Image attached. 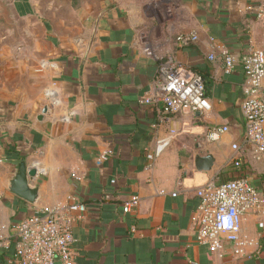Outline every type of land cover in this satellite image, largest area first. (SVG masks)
Returning a JSON list of instances; mask_svg holds the SVG:
<instances>
[{"label":"crops","instance_id":"0c3cea01","mask_svg":"<svg viewBox=\"0 0 264 264\" xmlns=\"http://www.w3.org/2000/svg\"><path fill=\"white\" fill-rule=\"evenodd\" d=\"M259 7L251 0L109 5L93 15L88 38L63 43L47 35L34 41L46 48L35 60L0 62L3 234L40 207H64L73 196L86 206L72 222L77 264H264V154L244 141V74L240 64L225 74L220 62L208 59L220 47L236 56L264 49ZM180 34L197 39L180 46ZM167 58L206 70L213 80L208 110L164 113L161 103H139ZM215 126L228 131L210 140ZM162 140L167 145L152 160ZM207 153L212 168L197 170L194 157ZM18 155L36 169L33 204L8 189ZM242 174L263 199L242 217L244 253H233L229 244L209 252L195 240L197 189ZM133 194L139 204L124 213L123 203ZM0 264L11 263L0 257Z\"/></svg>","mask_w":264,"mask_h":264},{"label":"built area","instance_id":"2783aa9c","mask_svg":"<svg viewBox=\"0 0 264 264\" xmlns=\"http://www.w3.org/2000/svg\"><path fill=\"white\" fill-rule=\"evenodd\" d=\"M257 10L259 16L262 15L264 0ZM196 39L194 34H180L177 42L187 46ZM208 59L220 62L225 74L231 73L235 65H241L244 97L240 110L244 141L255 152L264 154V49L255 48L236 56L220 47L218 53L209 54ZM203 92L202 79L169 58L160 63L139 103H161L164 113L184 109L206 111L210 104ZM227 131V126H215L209 129L208 137L216 140L219 134ZM166 145L167 142L158 141L149 158L155 160ZM231 148L237 150L238 143H232ZM233 165L239 167L240 161L233 159ZM196 194L198 203L192 215L196 242L206 245L209 252H219L229 244L233 253H244L247 241L241 235L242 217L251 214L263 202L258 189L245 176H238L219 183H205ZM138 204L139 196L133 194L123 203L122 210L130 213ZM85 211V204L73 196L64 207H40L17 222L10 235H4L0 230V254L4 253L6 262L11 264H77L72 222Z\"/></svg>","mask_w":264,"mask_h":264},{"label":"rangeland","instance_id":"374dc122","mask_svg":"<svg viewBox=\"0 0 264 264\" xmlns=\"http://www.w3.org/2000/svg\"><path fill=\"white\" fill-rule=\"evenodd\" d=\"M137 1L0 0V62L11 64L35 60L46 48L42 50L40 42L39 47L35 46L34 41L47 35L63 43L88 38L93 15L109 5L129 6ZM22 2L24 8L20 6ZM38 67L40 69V65Z\"/></svg>","mask_w":264,"mask_h":264},{"label":"water","instance_id":"95a60500","mask_svg":"<svg viewBox=\"0 0 264 264\" xmlns=\"http://www.w3.org/2000/svg\"><path fill=\"white\" fill-rule=\"evenodd\" d=\"M188 110V109H187ZM46 112V108L42 109V113ZM198 114V111L195 112ZM41 115L39 119H41ZM214 158L211 154H197L194 157L195 168L199 171H209L212 168ZM36 175L35 168H28L25 160L18 162L14 176L8 182V189L33 204L38 197L39 187L32 185L31 180Z\"/></svg>","mask_w":264,"mask_h":264},{"label":"trees","instance_id":"16d2710c","mask_svg":"<svg viewBox=\"0 0 264 264\" xmlns=\"http://www.w3.org/2000/svg\"><path fill=\"white\" fill-rule=\"evenodd\" d=\"M251 3L253 5H261L263 4V0H251ZM229 50V49H228ZM230 51V50H229ZM242 54H240L241 56ZM192 71H194L203 81V84H204V92H203V96L205 98H209L211 96V93H212V88H213V80L211 79V77L209 76V74L206 72V70L202 69V67H192L190 68ZM18 159H23V156L21 155H18L17 156ZM237 170H241L239 168H237ZM223 172H220V175L222 174ZM243 175V174H242ZM244 176V175H243ZM227 179H230L229 177L226 178V179H222L221 181H225ZM0 257L3 259H6V255L4 253L0 254Z\"/></svg>","mask_w":264,"mask_h":264}]
</instances>
